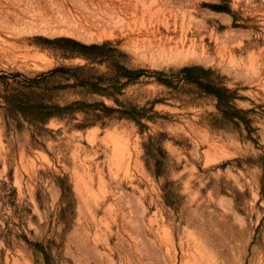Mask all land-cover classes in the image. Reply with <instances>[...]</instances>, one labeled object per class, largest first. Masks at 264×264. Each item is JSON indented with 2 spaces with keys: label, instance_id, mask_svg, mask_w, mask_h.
<instances>
[{
  "label": "rangeland",
  "instance_id": "374dc122",
  "mask_svg": "<svg viewBox=\"0 0 264 264\" xmlns=\"http://www.w3.org/2000/svg\"><path fill=\"white\" fill-rule=\"evenodd\" d=\"M0 264H264V0H0Z\"/></svg>",
  "mask_w": 264,
  "mask_h": 264
},
{
  "label": "bare ground",
  "instance_id": "6f19581e",
  "mask_svg": "<svg viewBox=\"0 0 264 264\" xmlns=\"http://www.w3.org/2000/svg\"><path fill=\"white\" fill-rule=\"evenodd\" d=\"M129 2V1H128ZM135 6V5H134ZM119 8H120V6H119ZM125 8H127V7H125ZM124 8V9H125ZM123 10V9H122ZM129 10V9H128ZM126 11V10H125ZM109 12V11H108ZM121 12V11H120ZM109 14H110V12H109ZM120 14V13H119ZM124 15H125V13H123ZM119 16V15H118ZM130 18V17H129ZM164 19V18H163ZM168 20V19H167ZM97 22V21H96ZM169 23V22H168ZM167 26H169V25H167ZM88 27V26H87ZM95 27V26H94ZM167 28V27H166ZM93 29V28H92ZM95 29V28H94ZM168 29V28H167ZM169 29H170V27H169ZM155 30V29H154ZM171 30V29H170ZM168 31V30H167ZM174 31V30H173ZM98 32H99V30H98ZM146 32V31H145ZM149 32H151V31H149ZM159 32V31H158ZM201 32V31H200ZM154 33V32H153ZM160 33H161V30H160ZM164 33V32H163ZM173 33V32H172ZM184 33V32H183ZM148 34V33H147ZM146 34V35H147ZM167 34V33H166ZM165 34V35H166ZM152 36H153V34H151ZM158 35V34H157ZM178 35V34H177ZM156 36V35H155ZM161 36H162V34H161ZM170 36V35H169ZM171 36H173V35H171ZM160 39H163V38H165L164 36L161 38V37H159ZM174 38V37H173ZM198 38V37H197ZM155 39V38H154ZM183 39V38H182ZM186 39V38H185ZM184 39V40H185ZM195 39H196V37H195ZM194 39V40H195ZM165 40V39H164ZM178 39H176V41H177ZM192 40V39H191ZM153 41V40H152ZM168 41V40H167ZM170 41V40H169ZM174 41V40H173ZM172 41V42H173ZM198 41V40H197ZM157 42V41H156ZM180 42H181V40H180ZM196 42V41H195ZM174 43V42H173ZM183 43V42H182ZM191 43V42H190ZM203 43H204V41H203ZM180 44V43H179ZM189 44V43H188ZM195 44V43H194ZM183 45V44H182ZM201 45H204V44H201ZM200 45V46H201ZM207 46V45H206ZM164 47V46H163ZM193 47V46H192ZM199 47V46H198ZM189 48V47H188ZM203 50H204V48H203ZM199 51V50H198ZM231 52V51H230ZM153 53V52H152ZM148 54V53H147ZM210 54V53H209ZM209 56V55H208ZM183 57V56H182ZM192 57V56H191ZM199 58V57H198ZM188 59V58H187ZM191 60H192V58H190ZM190 59H188V60H190ZM181 60V59H180ZM194 60V59H193ZM195 60H196V58H195ZM106 214V213H105ZM96 240V239H95Z\"/></svg>",
  "mask_w": 264,
  "mask_h": 264
}]
</instances>
